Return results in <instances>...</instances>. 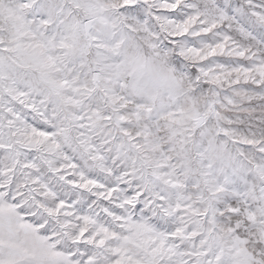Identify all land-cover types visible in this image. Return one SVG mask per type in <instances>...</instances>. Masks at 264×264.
Listing matches in <instances>:
<instances>
[{
  "label": "snow or ice",
  "instance_id": "1",
  "mask_svg": "<svg viewBox=\"0 0 264 264\" xmlns=\"http://www.w3.org/2000/svg\"><path fill=\"white\" fill-rule=\"evenodd\" d=\"M0 264H264V0H0Z\"/></svg>",
  "mask_w": 264,
  "mask_h": 264
}]
</instances>
